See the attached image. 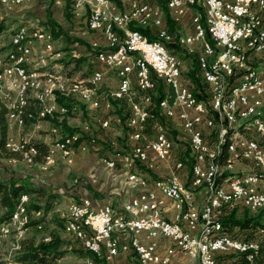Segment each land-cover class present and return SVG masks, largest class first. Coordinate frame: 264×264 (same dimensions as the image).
Returning a JSON list of instances; mask_svg holds the SVG:
<instances>
[{
    "label": "built area",
    "instance_id": "obj_1",
    "mask_svg": "<svg viewBox=\"0 0 264 264\" xmlns=\"http://www.w3.org/2000/svg\"><path fill=\"white\" fill-rule=\"evenodd\" d=\"M77 1L82 3L84 0ZM128 2L135 6V13H124V9L117 8L112 0H105L104 6L89 7L88 27L98 30L105 43V47L97 51L96 60L104 68L113 70L117 77L114 87H99L96 91L98 99L89 105L99 107L102 104L101 97L131 98L136 93L132 89L133 82L140 90L152 89L154 80L150 75L151 70L163 77L172 86L174 97L172 101L166 96L162 97L158 106L166 117L177 118L189 136L192 153L190 173L186 180L181 177L179 169L184 166L181 159L175 161L170 172L154 178L129 171L127 178L139 189L120 207L110 202L94 204L87 196L71 201L68 204L71 205V212L64 214L74 222L75 235L71 237L84 249L106 259H111L119 252V241L113 233L122 232L129 234L130 246L141 264H167L175 251L195 258L198 264H220L216 256L219 253H244L240 264H251L250 244H256V239L244 240L243 237L224 231L220 217L237 206H244L251 211L264 206L258 204V196H264V173L260 171V164L264 163V129H261L260 121L252 124L250 129L253 132L241 137L237 147H233L229 153L228 166L236 159L248 160L255 168L253 177L224 176L223 170L228 166H218V157L225 129L230 127V121L237 120L239 109H249V113L260 112L264 116V70L253 85L238 91L237 100H230V91H235L230 89V82H236L238 77L247 74L253 58L264 55L261 52L264 42V5H256V0H167L174 19L180 17L185 7L194 10L191 14L192 31L185 33L184 39L198 45L196 57L204 58V66L198 67L203 80L208 83V99H199L181 77L183 61L165 43L176 41L181 46V40H176L175 35L168 30L162 9L146 0ZM106 11H116V19H113L111 26H104L103 13ZM132 14H141V22L136 23L155 26L158 38L150 39L139 29L130 27ZM206 32L213 43L206 38ZM241 32H249V39L245 45H241L239 55H232V46ZM9 42L13 41L9 39ZM53 52L54 49L49 48V59L54 56ZM8 53L15 54V61H21L16 50H8ZM208 67H218V74H208ZM7 71H14L15 78L23 79L25 76L15 69V62L0 61V80L2 72ZM104 73L103 68L93 70V76H99L100 83ZM216 76H225L224 86H216ZM59 77L57 74V79ZM72 79L81 80V85L82 81L89 80L73 76ZM60 99L56 102L59 103V109L75 113L79 108L76 100V108H66L62 92ZM42 102H45V98ZM147 102L150 100L147 99ZM148 103L146 106H137V101H131L132 114L128 124L138 126L131 135L135 139L143 136L140 129L146 118L152 115ZM104 104L109 106L108 101ZM209 112L219 113L218 125H210ZM102 125H108V119H104ZM17 140L13 138L12 142L16 143ZM63 140H72L73 145L77 142L74 133L63 135ZM78 146L83 148L84 144L79 143ZM172 148L173 140L168 136L166 127L159 123L153 138L145 137L136 142L126 152L117 153L113 157V164L106 165L115 167L118 162L130 166L135 162H144L152 167L151 154L163 160L169 156ZM49 151H58L61 156L70 155L63 154L62 146H54L53 141L49 143ZM212 181H221L219 192H211ZM196 187L202 188L204 195L200 208L184 209V205L191 204ZM157 191L171 199L179 209L175 219L162 214L164 198L159 197ZM15 209L23 214L24 231H27L31 222L29 211H22L21 205L15 206ZM88 218H97V225H88ZM107 221H114V230H107ZM201 222H215V230H209L207 259L198 257V248L202 245L198 242ZM5 225L8 227V223ZM159 237L169 238L173 242L165 247L164 254L157 249ZM45 239H49V236ZM93 262L91 256L83 260L85 264Z\"/></svg>",
    "mask_w": 264,
    "mask_h": 264
},
{
    "label": "rangeland",
    "instance_id": "obj_2",
    "mask_svg": "<svg viewBox=\"0 0 264 264\" xmlns=\"http://www.w3.org/2000/svg\"><path fill=\"white\" fill-rule=\"evenodd\" d=\"M146 1L154 2L158 0H146ZM120 2L121 5L117 4L119 9H124L125 13H130L131 11L132 13L134 12L133 10H135V6L132 7V5H129L127 3L128 2L127 0H120ZM66 3L67 0H23L20 2H16L15 0H0V14L2 16H8L10 18L8 19V21H11L10 22L11 26L5 29L0 36V60L2 61V55L5 54L6 52L11 34L20 27L25 26L30 31H32L31 34H34L35 32L33 31L36 30H37L36 32L37 34L40 33L42 34L39 35V37L36 39L35 37L32 38L33 39L32 53H33V47L36 43L35 55H34V60L37 61L34 64L36 68L39 69L42 68L41 61L39 60L41 58H45L47 60L48 66L50 68L56 69V71L54 69H47V70H53L56 73H58L57 71L66 72V70L62 68L59 61L61 60L66 61L68 58H79L81 64H79V67L77 68L78 70H76V72H71L70 69H68L67 71H70L71 73L70 75L69 74L68 75L70 76V78H72L73 76L77 79H84V78L89 79L93 75V71L91 72L90 70L93 54L96 51L105 47L104 38L103 36H101V34L94 35L92 30L88 27L87 20L90 13V9H89L90 5L87 2V0L82 1V3L81 1L71 0V2H68L67 7L65 6ZM66 10L70 13L69 18L65 13ZM56 11L57 13H55ZM193 12H194L193 8H190V15L185 16L183 18V21L182 18H178L177 20L175 19L177 24L175 30L172 32L173 34L181 36V35H185V33L192 31L191 14ZM132 17H134L133 14ZM132 20L136 21L135 18H132ZM52 26L55 27V30L58 31V34L54 35V37L52 33L48 30V28ZM37 46L39 47L38 49H36ZM49 48L55 49L53 52L54 56H51L50 59L48 57ZM197 48L198 45L180 46L176 51L181 61H183V65H182L183 67L182 78L184 79L183 81L188 80L192 84L194 83L193 82L194 80L198 79L197 76L198 70H196L197 63L195 58V54L197 53ZM7 54L5 56L3 55V61L5 62H9L7 58ZM30 59L32 60V55ZM56 64H58V66L61 67L60 68L61 70L56 68ZM98 67L103 68V70L105 71L103 80H105V82L108 83L106 87L109 86L114 87L117 83V77L114 76L113 70L104 68V66L99 62H98ZM259 67L255 69H259ZM6 73L7 74H2V81L0 80V90H1L0 97L2 95V99H4L5 101H7V99L9 98L15 100L16 89L10 86L14 76L12 75L11 71H7ZM243 78L244 76L239 78L238 81ZM77 81H81V80H77ZM233 84L234 83H231V85ZM97 87L98 90L100 87L99 83ZM30 89L31 90L29 96L32 97L31 101L33 102V97H35L36 91L35 88L33 87H31ZM97 90H94V92H96ZM146 92L147 93L141 96L134 94V96L130 98V101L137 100V106H146V104L148 103L147 99L151 100L150 96L158 94V92L156 93L155 89L147 90ZM94 94L95 93H93L92 99L89 102H91L93 98H94L93 101H96L98 99V92H96V95ZM80 95H81V91H79L76 95H74V98H76L75 100L79 101L80 99H78V96ZM100 100L101 102H103V104H101L97 108L91 107L89 105L90 103H84V104L82 103L83 106L79 104L78 105L79 108L76 109L75 113L70 111L72 113L68 112L69 114L68 113L61 114L59 112H56L53 115H47L43 117V116H39V110L38 112L33 111L37 115L36 119L28 121L22 127H19V125L15 122V118L10 119L8 116L9 125L11 126L18 125V127H14V128L15 129L18 128V133H19V135L16 137L17 132L16 131L11 132L12 135H9V140H8L9 145L11 146L15 145L19 147L20 145L25 144L27 141L30 142L31 138H41V139L48 138L47 142L50 143L53 141V144L55 146L58 141L60 140L63 141V135H65V132L62 130V127L58 125H61L62 123L61 120L64 119L66 123L67 122L69 123L68 125L77 128L78 131L74 133L75 135L74 139L77 138L79 139V136L81 134L85 135L82 138L85 142L84 141L83 143L79 142L84 144V147L81 148L80 146H78L79 143L77 145L75 144L73 145L74 151L72 147L71 153H68L69 149L65 148V151H67V153L65 154H70V155H65L66 157L61 156V154L58 151L56 152V154L55 152L50 151L48 160L46 159L44 162H41L42 164H39L40 165L39 169L40 170L49 169L54 164H56L57 161L58 163L62 162L64 164L75 165L76 160L78 159L77 158L78 152L86 153L91 151H96V153L98 152L97 156L100 158L101 162L105 164L104 158H109V157L106 156L102 157L106 155L104 151L107 150L111 153L116 152V148L110 145V141L111 142L113 141L115 144L120 146V150L118 151L121 152L122 149L124 150V147L125 149L127 148L126 143L129 135H128V128L124 124V120H125L123 119L124 116L122 117V115L125 114L124 113L125 110L118 112L116 110L117 105L115 104L111 108L105 106L104 104L105 101H108L109 104L111 103L108 98L106 99L105 97L103 98L101 97ZM262 100H263V108H264V97L262 98ZM120 103L126 107V104L122 100L120 101ZM75 107L73 106V108ZM33 108L34 110L36 109L35 107ZM211 114H212L210 117L211 125H218L219 115L216 112H211ZM253 114H254V118L264 119V117L261 116V113H253ZM254 118L249 119L245 115L241 114L240 116H238L237 121L231 122L230 128H232L231 129L232 131H231L230 140L232 147H230L229 149L230 152L232 151L233 147H237L238 141L240 140L241 137L248 136L253 132V129H250V127L252 126L251 122H253L252 120ZM104 119H108V125L105 126L102 125V121ZM168 121L169 124L167 126L171 130V134L174 136L173 143L177 142L179 146L177 147L176 151H174V147H173L171 153L166 159L169 160L171 163L173 161L175 162L177 158L181 159L185 163L188 171H190L191 163H192V153L189 145V136L178 121L173 119H169ZM53 127L55 128L54 130L52 129ZM13 138H18L16 144H12ZM82 139H79L78 141ZM209 141L212 140L209 139ZM101 143L103 144L102 152L104 154L103 153L100 154L99 153L100 148L97 147ZM72 144H70L69 146H72ZM124 152H126V150H124L122 153ZM166 159H163L162 161L159 159L160 160L158 161L159 166L166 167V162H165ZM34 162L35 161H29L27 159H23V156L8 157L4 155L0 150V170H1L0 179H6V178L10 179V178H18V177L33 178L36 175L35 172L33 171H35L38 168V165L33 164ZM228 163L229 162L226 159V162L222 163L223 164L222 166H228ZM250 163L251 162L248 160L236 159L230 164V166L224 168L223 174L224 176L226 175L242 176L245 174H250L253 172V169H255ZM33 166L36 167L33 168ZM260 171L261 173H264V164L260 165ZM164 174L166 173H162L161 175ZM80 178L81 177L73 176L74 184L72 183L71 186L75 185L78 190H83L81 186H79L80 183H82V185L83 184L89 185L90 183L87 182L88 179H86L84 176L82 182L79 181ZM52 192L56 193L55 191H52L50 187V189L46 190L44 194H40V195L35 194L31 198L29 197L27 202L24 204L22 211H29L32 220L26 233H24L23 230L24 227H22L21 222L13 223L12 221H10V223L8 222V224H10L8 236L4 238L1 236L0 233V264H11V263L18 264L19 263L18 261H20V259L17 256L21 251L18 249V247L22 246L21 244L23 239H25L28 236L34 238L36 242L41 240H46L45 238L47 236H49V239L54 236H56L57 238L59 237L62 238L63 241L61 247L63 248V250H65V253L63 254L62 257H60V259L57 258L59 260L55 259L54 261L56 262L55 264H82L81 261L84 260L86 256H90V255L84 256L79 248L64 247V244H69L71 240H73L71 237L73 235L69 234L66 231V229L64 230V228L67 226L66 224L67 217L64 214L69 210L70 205L68 204L71 201L76 200L78 197L79 198L85 197L87 195L80 196L77 194H72L65 197L62 194L61 196L58 195V199L50 200L49 195ZM28 202L30 203V210L28 209L29 208ZM6 210L7 208L0 202V217ZM245 211L246 210H238L236 215L241 216L242 212ZM262 211L263 210L258 211L256 215L260 214ZM262 213L264 215V211ZM21 215L23 216V214ZM2 223L3 222L0 223V226L2 225ZM236 232H238L237 229ZM255 236L257 237L256 238L257 240L261 239L264 236V228L260 229L259 232H256ZM219 255L224 260L223 264H236L237 259L240 258V257H236L234 253L231 254L219 253L218 256ZM82 257L83 259L81 260ZM20 264H34V263L21 261ZM261 264H264V261Z\"/></svg>",
    "mask_w": 264,
    "mask_h": 264
},
{
    "label": "trees",
    "instance_id": "obj_3",
    "mask_svg": "<svg viewBox=\"0 0 264 264\" xmlns=\"http://www.w3.org/2000/svg\"><path fill=\"white\" fill-rule=\"evenodd\" d=\"M112 1L115 2L116 4L121 5L120 0H112ZM68 2H71V0H67V3L65 4L66 7H67ZM154 2L164 12V17H165V21H166L168 30L173 32L176 28L177 23H176L175 19L170 15V11H169V8L167 6V0H158V1H154ZM65 13L67 14V16L69 18L70 13L67 10L65 11ZM8 19H10L8 16H2L0 14V36L5 29H7L11 26L10 25L11 21H8ZM201 21L204 24V16L203 15L201 17ZM129 26L132 28L139 29L140 31L145 33L150 39L158 38V36L156 34V27L153 26L152 24L141 25V24H138L135 22H131L129 24ZM48 30L52 33L53 37H54V35L58 34V31L55 30V27H53V26L49 27ZM91 30L93 31L94 29H91ZM206 38L211 43H213V39L210 37V34L208 32H206ZM165 43H166L167 47L170 50L174 51L175 53L178 50V47H180V45L176 41H167ZM96 53H97V51L93 54V58H92L91 66H90L91 72L94 69L99 68L98 67V61L96 60ZM196 56L197 55L195 54L196 63H197L196 64V66H197L196 70H198V74H197L198 79L194 80L193 84L190 83L188 80H186L184 82L192 89V91L195 93L197 98L208 99V97H207L208 83L206 81H204L202 76H201V72H200V69L198 67V66H200L199 61H197L198 58ZM59 63L61 64L62 68H64V70H66V73L69 75L71 74L70 71L76 72V70H78L77 68L79 67V64H81L79 58H68L66 61H62V60L59 61ZM68 69H70V71H67ZM194 73H195V71H194ZM150 75H151V78L154 80V87L152 89H149V90L155 89L156 93L158 92V94L150 96L151 100L148 103L149 106L148 105L147 106H148V109L152 115H149L146 118L142 128L140 129L141 134L143 136H141L137 139H135L131 136L133 134V132L138 129V126L128 124L129 118L132 114L130 98H128V96H122V97L109 96L108 97V99L112 103V104L111 103L109 104L108 108L113 107L115 104V105H117L116 110L118 112L125 110V112H124L125 114L122 115V117L124 116L123 117V119H125L124 124L128 128V135H129L127 143H126L127 148L125 149V147H124V150H126V151L129 150L136 142L142 141L145 137L146 138L147 137L153 138L156 135L157 125L159 123H162L166 127V131H167L168 136L172 140L174 138V136L171 134V130L168 128L167 125L169 124L168 123L169 119H173V120L177 121V118L166 117L164 115L163 111L161 110V108L158 106V102L162 97L166 96L169 98L170 101H172V99L174 97L173 88L170 84H168L165 81V79L163 77L157 76V74L154 71L151 70ZM114 76H116L115 73H114ZM182 76H183V67H181V77ZM75 81L79 82L77 80H75ZM133 89L136 90L135 95H138V96H141V95L147 93L146 92L147 90L138 89L134 82H133ZM59 96H60V94L58 93L57 98ZM132 96H134V94ZM132 96H131V98H132ZM64 97H66V96H64ZM72 97H74V96L66 97V99H64L66 102V107H68V108H73V106H76V102L73 101L72 99H69ZM59 100H61V99L59 98ZM121 100L126 104V107L120 103ZM132 101H137V100H132ZM82 103L84 104L86 102L79 100L78 104L83 106ZM102 104H103V102H102ZM122 108H124V109H122ZM9 113H10L9 106L0 98V150H1V152L8 157H21V156H23V159H27L29 161L44 162L46 159L48 160V156L50 153L49 143L40 139V138H31L30 142L27 141L25 143L24 147L20 150H16L13 146L9 145V141H8L9 140V119H8ZM69 113H72V112H69ZM61 121H62V123L60 126L62 127V130L65 132V135L72 134V133H75L78 131L77 128L68 125L64 119ZM151 125L152 126L154 125V127H150ZM231 131L232 130H230V132L228 134L226 142L222 145V151H221V154L219 157V162H220L221 166L223 165L222 163L226 162V159L229 162V153H230L229 149L231 147V140H230ZM83 136H85V135L81 134L79 136V139H82ZM78 140L75 143L76 145L79 142L83 143V141H84L83 139L80 141H78ZM27 145H30V147H26ZM99 145H100V149H102L103 144L101 143ZM110 145L114 146L116 148V152L111 153L112 155H114L115 153H118V152L122 153L124 151L123 149L121 152L118 151V150H120V146L115 144L113 141L112 142L110 141ZM99 153L102 154L103 152L100 150ZM105 156L108 157L109 155L108 156L104 155L102 157H105ZM134 164H138V165H141L147 169H150V167H148L147 164L144 162H135ZM0 172H1V170H0ZM85 186L87 187V189L89 191L92 192V188L90 185L85 184ZM46 190L47 189L43 185L35 183L30 178L18 177V178H10V179H0V202L7 208V210L0 217V223L6 222L11 218L12 214L16 210L15 206L18 205L19 198L22 194L30 195L31 193H34V194L40 195V194H44ZM55 196H56V193L52 192L49 195V199L50 200L54 199ZM80 198L78 197L76 200H79ZM28 207H29L28 209L30 210V203L29 202H28ZM238 210H246V211L242 212L241 216H237L236 213ZM260 210L264 211V206L261 207L260 209L256 210V211H251L244 206H237V207L231 209L229 212L223 213L220 217V220L223 224L224 231H226L232 235H235V236L243 237L245 239H256L257 237L255 236V233L259 232L260 229L264 228V220H263L264 215L262 213L263 211L260 214L256 215V213ZM31 222H32V220H31ZM31 222H30V224H31ZM236 229L238 230V232H236ZM62 241H63L62 238H60V237L57 238L56 236H54V237H51L49 240H41V241L36 242L34 240V238L28 236L25 239H23V241H22V244H21L22 249L17 256L20 259V261H18V262L22 261V262H33V263H37V264H50L55 259L62 257L63 254L65 253V250H63V248L61 247ZM258 241H259V246H258L257 250L254 252V257L255 256L256 257L254 258L253 263L261 264L264 261V236L261 239H258ZM81 251H83V250H81ZM84 251L87 253L86 255H90L93 258V260H94L93 264H107L102 257H99L98 255L91 252L90 250L85 249ZM231 253H234V252H231ZM231 253H229V254H231ZM221 254H226V253H221ZM234 255L236 257H240L236 261V264H240V262H242L244 259V253H234ZM216 256H217L218 262L220 264H223V261H224L223 258H221L220 255L218 256V254ZM82 264H85V263H82Z\"/></svg>",
    "mask_w": 264,
    "mask_h": 264
},
{
    "label": "crops",
    "instance_id": "obj_4",
    "mask_svg": "<svg viewBox=\"0 0 264 264\" xmlns=\"http://www.w3.org/2000/svg\"><path fill=\"white\" fill-rule=\"evenodd\" d=\"M87 2L89 3V5L91 4V0H87ZM127 3L129 4V2H127ZM115 5L117 6V8H119L118 7L119 4L117 5L115 3ZM258 5H264V0H261L258 3ZM90 7H92V4L90 5ZM132 7H134V5H132ZM133 11H134L133 13H135V10H133ZM55 13H57V11ZM130 13H132V11ZM170 13H171V11H170ZM171 15H172V13H171ZM187 15L188 16L190 15V8L189 7L184 8V11L180 15L179 18H182V21H183V18ZM179 21H181V20H179ZM133 22H137V21H133ZM36 28H39V27H36ZM92 32L94 35L95 34H101L98 30H93ZM40 35H41V33H40ZM174 35L176 36L177 40L182 41V46H190V45L192 46L193 45L191 42L184 41L185 35H181V36H178L176 34H174ZM10 39H11V37H10ZM32 46H33V42H32ZM35 46H36V43L33 47L32 60L29 58L30 61L27 63V66H29L31 69H33L34 67L36 68V66L34 65L37 62L34 60ZM39 47H40V45H39ZM39 47L37 46L36 49H38ZM10 49H11V43L8 44L6 52L3 55L5 56L8 53V50H10ZM42 50H44V49H42ZM39 61H41L42 68L41 69L36 68V69H39L40 71H43V72L47 71V69H54L56 71L55 68H50L48 66L47 60L45 58H41ZM263 62H264V56H261V57H258L257 59H253L252 63H253L254 68H258L259 66H261V64ZM56 68L61 70L60 69L61 67H59L58 64H56ZM57 72L59 73L61 78H69L71 80H74V79L70 78V76L64 71H57ZM57 81L58 80H46V83L50 84L56 90ZM238 82L244 83L243 80H239ZM107 84L108 83L105 82V80H103L101 83L99 82V86L101 87V89L105 88ZM109 85H111V84H109ZM10 86L11 87L13 86V79H12ZM97 86H98V84L94 87V90H97V88H98ZM0 93H1V90H0ZM94 93H95L94 95H96V92H94ZM55 95H56V98H55V96L51 97L49 99V102L55 104L56 112H61L59 109V103H56V102H59L60 96L57 98L58 93H55ZM0 98L2 99V95ZM65 99H66V97H65ZM69 99H72L73 101H75L76 98L72 97ZM78 99L83 100V102H86V103H91L94 100V98H93V100L91 102H89V101L82 99L80 96H78ZM2 100H4V99H2ZM76 101H78V100H76ZM34 105L35 104L32 103L31 108H33ZM68 112H70V111H68ZM237 120H238V118H237ZM67 124H69V123L67 122ZM55 126H57V125H55ZM58 126H60V125H58ZM14 127H18V125H13V126L9 125V135H12L11 132L16 131L17 132L16 137H17L19 135L18 128L15 129ZM20 127H22V126H20ZM150 127H154V125L153 126L151 125ZM54 129L55 128L53 127V130ZM42 140L47 142L48 138H42ZM60 141H62V140H60ZM60 141H58V142H60ZM57 143L55 146L59 145V143H58V145H57ZM12 144H15V143H12ZM12 146H15V145H12ZM178 146H179V144H177V142L173 143L174 151H176ZM69 147H70L69 145L65 146V148L69 149L68 153H71V149H72L73 145L71 146V148H69ZM97 147L100 148V145ZM100 150L103 151L102 149H100ZM56 152H55V154H56ZM104 152L106 153L107 156L109 155L108 156L109 158H104L105 164H108L109 161H113V157L116 156V154H117L116 153V154L112 155L111 152H109L107 150H105ZM65 153H66V151H64V154ZM97 153H96V151H91V152H86V153L85 152H78L77 153L78 159L76 160L75 165L64 164L62 162L58 163V161H57L56 164H54L49 169H42V170L39 169L40 168L39 164H42V163L35 161L33 164L38 165V168L35 171H33L36 174L35 177L30 178V179L33 180L35 183L43 185L47 190H49L51 187V190L56 192V196L54 197L53 200L58 199V195L61 196L62 194L65 197L68 195H72V194H77L80 196L87 195L92 199L94 204H101L104 202H110V203H112L113 206L120 207L123 202L129 200L132 196H134L138 192V189H139L138 185H135L132 181H130L127 178V172L137 171L143 175H146V176L153 178L156 176H160L162 173L170 172V170H172V168L174 167V163H175L174 161L171 163L169 160L166 159L165 160L166 167H161L158 164V161H160V160L151 154L150 157H151V160L153 161L154 164L152 167H150V169H147V168H145L141 165H138V164H132L130 166H126V165L119 164V163L115 167H108L103 162H101L100 158L97 156ZM50 156H53V155H50ZM63 157H66V156H63ZM219 166H221L220 162H219ZM35 167L36 166H33V168H35ZM179 172H180V175L183 179L186 180L189 177L190 172L188 171L185 164H184L183 168L179 169ZM88 173H89V175H88ZM73 176L81 177L79 179V181H81V182H82L83 176L86 179H88L87 182L90 183L89 185L92 188V192L89 191L84 184L82 185V183H80L79 186H81V188L83 190H78L75 185L71 186V184L73 183ZM220 184H221V182H220ZM45 185L50 186V187H47ZM156 193L159 197L164 198V207L162 209V214L168 218L175 219L176 214L179 212V209H177L174 206L171 199L165 197L160 191H157ZM33 195H35V194L31 193L30 198ZM203 196L204 195H203L202 188H197V187L194 188L193 189L192 202L189 205H184V209H187L189 207L190 208H200L202 201H203ZM202 224L203 223H201V229H202ZM65 226H66V224H65ZM65 229L69 234L73 235L71 233V231L67 228V226L65 227ZM113 235H115L118 238L119 252L115 256H113L111 259H106L104 256H99V257H102L107 264H141L138 261L136 253L134 252L133 248L130 246L129 234L122 233V232H114ZM141 237L144 238L143 234H141ZM158 242H159V245H158L157 249L161 254H164L165 247L167 245H171L173 243L172 240H170L169 238H166V237H159ZM64 247H66V248H72V247L73 248H75V247L79 248L80 250H83L82 253L84 256H86V252L84 251L85 249L82 248V246H80L79 242L75 239L71 240V242L69 244H64ZM103 251H105L104 247H103ZM59 259H56V260H59ZM82 259H83V257L81 258V260ZM54 261L50 264H55L56 262H54ZM78 263H80V262H78ZM81 263H83V260L81 261ZM148 264H157V263H148ZM167 264H198V262L195 258L186 257L185 255L175 251V253L171 256L170 261Z\"/></svg>",
    "mask_w": 264,
    "mask_h": 264
},
{
    "label": "bare ground",
    "instance_id": "obj_5",
    "mask_svg": "<svg viewBox=\"0 0 264 264\" xmlns=\"http://www.w3.org/2000/svg\"><path fill=\"white\" fill-rule=\"evenodd\" d=\"M16 2H20L23 0H15ZM261 0H256V5ZM91 4L93 7L95 6H104L105 5V0H91ZM90 4V5H91ZM125 13V10H124ZM137 22H141V14H134L133 15ZM113 19H116V11H106L103 13V23L104 26H111V23ZM133 22V20H132ZM32 31H30L27 27L22 26L19 29L15 30V32L11 35V40L13 42L11 43V49L10 50H16L18 54L21 56V61H15V54L8 53L7 58L9 62H15V69L20 73L24 74V78H13V86L16 89V99H7V101L3 100L10 108V113H9V118L14 119L15 122L20 126H24L27 121H31L36 119V114L33 112H38L39 110V116H47V115H53L56 113V108L54 103H50L49 99L53 96L56 95L55 93L62 92V96L66 97H71L76 95L79 91H81L80 97L86 101H90L92 99V95L94 93V87L100 82V77L99 76H92L89 78L87 81H81L76 82L75 80H71L69 78H61L59 77L57 79V74L53 70H47V71H40L39 69L33 68L31 69L29 66H27V63L29 61V58L32 55V42H33V37L38 38L40 34H37V30L33 31L35 32L34 34H31ZM42 35V34H41ZM24 38V41H23ZM176 39V36H175ZM247 39H249V32H241L237 37H236V44L232 46V55H239L241 53V45H245L247 42ZM177 40V39H176ZM184 41H190L189 39H185ZM181 46H182V41H181ZM55 50V49H54ZM261 52H264V42L261 44ZM264 55L257 56L261 57ZM51 57V56H50ZM252 59V62H253ZM2 61H3V55H2ZM199 65L204 66V58H198ZM27 62V63H26ZM264 70V63L259 67V69H255L253 65H251L248 68L247 74L243 75L244 78L241 79L244 81V83H239L237 82L239 78L242 76L238 77L236 82H230V89L235 90V91H230V100H237L238 99V91H243L247 86L253 85L254 81L257 80L260 72ZM12 75L14 76V71H11ZM46 73L48 75H46ZM2 74H7L6 72H2ZM208 74L210 75H217L218 74V67H208ZM46 80H58L57 85H56V90L48 83H46ZM2 81V78H1ZM231 83H234L231 85ZM225 84V76H216V86H224ZM33 87L35 88V97H33V102L31 101V98L29 96L30 93V88ZM86 90V91H84ZM45 98V102H42ZM35 104L34 108H31V104ZM68 108V107H66ZM61 114L68 113V109H60ZM218 115L219 113L216 112ZM253 113H260V112H251L249 113V109H239L237 111V118L241 114L245 115L249 119L254 118ZM211 112H209V121H210V116ZM264 117V116H263ZM237 121V120H235ZM251 124L260 121L261 123V129H264V119H259V118H254L252 120ZM231 122L230 121V127H231ZM211 125V121H210ZM230 127H227L225 129L224 133V141L223 143L227 140L226 138L228 137V134L230 132ZM77 140V139H74ZM62 144H61V143ZM57 143L58 146H62L63 154L65 151V146L72 144V140H64L60 141ZM14 143V142H13ZM17 143V142H16ZM15 143V144H16ZM222 143V144H223ZM25 144L20 145L19 147L13 146L16 150H20L24 147ZM30 147V146H26ZM232 147V146H231ZM222 149V145H221ZM51 152H56V151H51ZM67 153V151H66ZM221 151L219 152V157H220ZM65 156V155H64ZM219 157H218V166H219ZM108 164H113V161H109ZM264 163H261L262 165ZM233 177H253V172L250 174H245L242 176H233ZM221 181H212L211 182V192H219L221 189V184L219 183ZM28 194H22L19 198V202L17 206L21 205V209L23 208L24 204L27 202L29 199ZM258 204H264V196H258ZM68 212H71V205L69 207ZM21 212H16L12 214L11 218L3 222L2 225L0 226V233L2 237H7L8 232H9V226L8 227L5 225L9 221L14 222H21L22 227H24V216L21 215ZM10 223V222H9ZM202 224V229L200 228L198 232V242L202 245L198 248V257L200 259H207L208 256V247L210 246V238H209V230H215V222H201ZM67 227L71 231L73 235H75V226L74 222L72 220H69L67 218ZM88 225H97V218H88ZM24 230V229H23ZM107 230H114V221H107ZM26 233V231H24ZM244 240H254V239H245ZM259 246V241L256 240V244H250V252L252 253L251 257V264H253L254 258V252L257 250ZM19 250H21V246L18 247ZM18 263V262H16ZM94 263V262H93ZM14 264V263H11ZM20 264V262L18 263ZM37 264V263H34Z\"/></svg>",
    "mask_w": 264,
    "mask_h": 264
}]
</instances>
